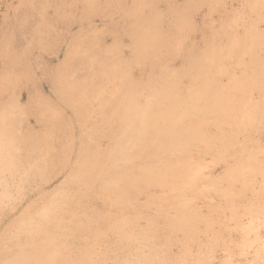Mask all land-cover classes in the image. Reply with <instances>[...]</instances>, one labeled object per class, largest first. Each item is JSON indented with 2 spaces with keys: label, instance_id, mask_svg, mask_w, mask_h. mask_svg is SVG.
I'll use <instances>...</instances> for the list:
<instances>
[{
  "label": "rangeland",
  "instance_id": "374dc122",
  "mask_svg": "<svg viewBox=\"0 0 264 264\" xmlns=\"http://www.w3.org/2000/svg\"><path fill=\"white\" fill-rule=\"evenodd\" d=\"M162 89L173 148L141 119ZM42 243L45 264H264V0H0V264Z\"/></svg>",
  "mask_w": 264,
  "mask_h": 264
},
{
  "label": "bare ground",
  "instance_id": "6f19581e",
  "mask_svg": "<svg viewBox=\"0 0 264 264\" xmlns=\"http://www.w3.org/2000/svg\"><path fill=\"white\" fill-rule=\"evenodd\" d=\"M127 92L130 93L129 90H127ZM162 95H165L164 89H162L159 93L151 94V96H154V101L152 103L147 102V105L145 106L143 117L141 119L143 121H146L147 125L149 126V129L153 131L154 135L162 134V137H164V139H167V141H169L170 145L167 148H170V147L173 148L175 146H171V145L177 144L176 139L180 134H176L175 131L172 130L171 128H169L167 130L160 129L158 127V125H160V124H162V125H165V124L174 125V122L179 121V119H178L180 117L179 115H176L174 118V121H173V115H175V114H173L174 108L172 106H174V107L179 106L180 102L176 101L174 104L171 105L170 102H167L166 99L162 98ZM159 99H161L162 102H163V100H166L167 103L164 104ZM191 99H192V97H191ZM131 101L132 100H131L130 94H126L125 100H120L116 104H114L112 101H109L110 105L108 107H110V111H109L104 123H106L108 125L110 123L111 119L118 118V116L117 117L114 116L115 112L116 113H122V115H123L128 110V108L131 106V104H130ZM62 102L65 103L66 101L62 100ZM127 104H128V106H127ZM112 108L114 109V111ZM122 115L119 117V120L121 123L120 124L121 130H122V126H123L122 125V123H123ZM109 125H111V124H109ZM124 129H127V127L125 128V125H124ZM128 129H130V132H132L134 130V128L131 129L130 127ZM136 130H138V128ZM118 132L120 134L121 131L118 130ZM116 135L117 134H114V135L109 134V138L111 137L109 149L112 147V148L118 150L120 147H125L126 143L128 142V141H114V138ZM77 136L78 137H76V139H79V140H85V139H88L91 137V135H85L84 133L82 134L81 129L80 130L78 129V135ZM146 139H147V137H146ZM153 141L149 140V139H147V140L144 139L143 141L142 140L137 141V144L141 143V144H143L142 146L151 145V144H153ZM146 160H148V158ZM168 170H171V169H168ZM160 186H163V185H160ZM31 248H35V251H36L35 254L30 253L28 255L27 253H24L27 250H25L24 252L22 251V253L20 254V256L18 258L19 262H26L27 260H31V261L35 262L36 264H45L44 261L48 258V256H50V252H51L49 245L42 243V244L35 246V247L31 246ZM14 264H17V255H16V259L14 261Z\"/></svg>",
  "mask_w": 264,
  "mask_h": 264
}]
</instances>
